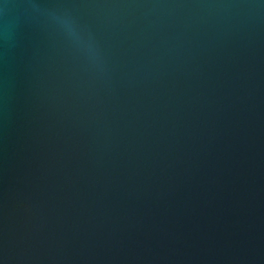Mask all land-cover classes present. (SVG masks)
Here are the masks:
<instances>
[{"label":"water","instance_id":"water-1","mask_svg":"<svg viewBox=\"0 0 264 264\" xmlns=\"http://www.w3.org/2000/svg\"><path fill=\"white\" fill-rule=\"evenodd\" d=\"M0 264H264V0H0Z\"/></svg>","mask_w":264,"mask_h":264}]
</instances>
